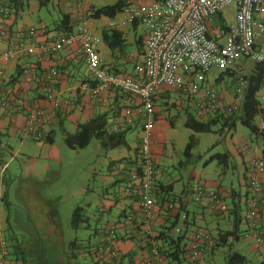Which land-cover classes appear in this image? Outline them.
<instances>
[{
	"label": "crops",
	"instance_id": "0c3cea01",
	"mask_svg": "<svg viewBox=\"0 0 264 264\" xmlns=\"http://www.w3.org/2000/svg\"><path fill=\"white\" fill-rule=\"evenodd\" d=\"M138 1L139 3H135L134 0H49L48 5L44 8L54 15V20L50 23L49 28L46 27L47 34L25 37L23 41L26 44L36 46L59 38L63 34L56 29V24L60 22L62 14H65L69 16V26L72 32L76 31L77 26L84 22L90 32L99 39L96 49L100 53L104 66L110 72L115 75L133 77L135 76L134 66L141 60L144 53L146 32L137 23L132 25L123 24L126 20L123 9L131 3L148 4L154 0ZM114 5H120L121 9L114 13L113 16L93 17L97 10ZM40 9L42 8L39 7L37 0H30L23 11L17 15L12 14L6 21L0 20V31L5 32L3 36L0 35V54L15 46L18 41L16 33L19 30L24 31L29 28H37L39 25H45L40 19L39 24H37L36 19H34L35 16L39 18ZM32 13L34 16L33 20L30 19V14ZM140 27L142 28L141 32L139 31ZM111 31L119 34V43H121L119 47H114L113 49L109 48L105 41V36ZM130 65L132 68L128 69L127 67ZM2 70L4 77L0 78V99L6 98V101L5 105L0 106V148L5 150L6 159L3 161L4 165L0 169V174L4 173L14 161L18 164L24 161L25 164H29L28 169L32 171L33 156H35L34 158H40L43 155L45 161L41 168L46 175L49 172L48 164L50 162H60V154L55 144L56 131L62 135L64 144L65 134L75 133L77 125L86 123L96 116H103L108 122L109 130L114 133V126L123 119L125 107L133 106L136 103L135 99L132 100L123 96L114 97L111 91H105L99 97H93L91 90L95 82L87 72L84 59L74 53V48H63L54 56H45V54L39 52L26 55L3 63ZM29 70H31V73L28 72ZM51 71H55L57 76L50 77ZM248 71V74H253L254 77L260 73L256 66L251 67ZM49 88L58 95L57 106L45 100V92ZM169 91L164 90L156 93L155 101L159 98H165L164 92ZM220 96L225 105L234 102L232 94L228 92L220 94ZM262 97L263 94L260 92L256 95L259 113L264 112V100ZM171 105L175 107L176 103H171ZM37 110H43V115L35 122L34 126L39 132H43L51 143H48L47 140L46 142H35L32 135L24 129L26 118L31 112L35 113ZM257 118L261 123V129L264 125L262 115L259 114ZM154 119L155 128L151 138V151L155 155L157 165L160 166L161 157H165V159L172 158L171 151L173 149L167 152L164 149L167 140H169L164 133L171 128H175V125L171 124L173 121L171 122L170 118L166 119L163 117L160 119L156 108ZM140 127L141 123H138L134 128L117 130L116 133L126 131L127 147L103 153V169L98 173L101 184L100 192L90 191V196L93 199L87 205L90 213L86 211V214L93 218L90 220L89 226L91 230H94V235L97 238L98 243L96 246L104 241L108 230H113L119 237L117 244L118 259L115 264H124L125 261H129V264H144L147 261L146 259L150 258L149 249L146 245V233L150 232L152 236L157 235L160 230L170 224L171 218L174 219L176 216H178L179 220L175 231L178 232L179 229L182 232L186 231V236L189 239L197 230H208L213 236H216L219 230H222L215 221L216 218L220 219V215L213 211L210 200L202 199L199 202L198 207L202 214H193V221L189 222L187 205L192 200L194 201L196 196L194 194L195 189L197 186H201L207 190L215 191L221 196L225 204L227 200L238 199V193L247 195L246 183L247 179L253 174L252 163L262 155V147L254 151L251 149L244 150L247 145L246 142L242 141V137L234 138V134H227L226 136L229 137L227 140L228 147L230 148L227 151L230 154V160L234 162L233 168L229 169L228 167L227 169L226 167L224 169L226 174L224 175H222L224 170L221 168L217 169L215 177L206 178V169L215 163L213 162L209 165H204L203 170L197 174H192L197 181V186L191 191V195L194 194V199L192 196L190 201L188 197H185L183 188L181 190L182 196L176 194L180 178L172 177L166 183H163L162 176L158 177V183L172 186V196H168L163 201V196L155 193L156 206L151 218L145 220L140 208V199L136 195H131V197L124 195L126 189H133L135 186L129 182V175L134 172V168L138 164ZM32 144L38 145L35 152V146ZM96 147L99 149L98 143ZM231 161L229 166L232 165ZM232 169L238 170V191H236L233 184L228 187H221L216 180L221 176L227 177ZM31 173L29 174L30 176L33 175ZM33 177L39 182L41 181V176ZM28 178L30 179V177L25 179ZM260 178L264 186V174ZM3 181V176H0V190L4 191L6 185ZM246 200L244 203H246ZM171 201L173 208L168 211L166 206ZM2 211L0 200V230L3 227L2 222H5L6 216ZM183 216L186 217V221L182 220ZM208 216L214 217V220L206 221ZM225 216L224 219L229 221L230 217L228 215ZM246 216L247 211L245 210L244 213H241V217L249 227ZM180 219L182 226L179 224ZM93 221L95 222L94 228L91 224ZM229 225L228 230H231L233 224L229 223ZM258 229L264 237V212L260 215ZM249 246L248 252L254 255L260 264H264V251H256L253 245ZM5 264H9V262L6 261Z\"/></svg>",
	"mask_w": 264,
	"mask_h": 264
},
{
	"label": "built area",
	"instance_id": "2783aa9c",
	"mask_svg": "<svg viewBox=\"0 0 264 264\" xmlns=\"http://www.w3.org/2000/svg\"><path fill=\"white\" fill-rule=\"evenodd\" d=\"M231 5L235 7V23L223 26L215 24V16L220 18V13ZM123 13L126 17L123 24L137 23L146 32L144 53L134 66L135 76L115 75L104 66L96 49L99 39L82 22L74 33L36 46L26 44L23 39L45 34L44 26L19 30L15 46L0 54V78L4 77L2 64L5 62L36 52L54 56L63 48H74V53L84 59L87 72L95 82L91 90L93 97L111 91L114 97L135 99L133 106L125 107L123 119L114 126V131L134 128L141 123L139 173L130 175V182L135 186L133 189H126L124 195L131 197L135 190L138 191L143 217L148 220L156 206L155 179L158 173L151 151V138L155 128V94L172 90L183 98H188V101L194 102L200 119L216 112L229 114L238 111L244 94L235 96L233 103L225 105L220 94L206 85V76L212 68H226L240 56L250 60L254 66L264 64V51L256 45L264 35V0H154L148 4H128ZM0 15L3 21L10 16L7 5L0 6ZM4 33L0 31L1 36ZM28 72L31 73V70ZM55 76L57 73L51 71L50 77ZM239 81L245 89L247 81L242 77ZM45 93V100L57 106L56 92L49 88ZM260 93L264 100V83ZM5 101L6 98H1L0 106L5 105ZM42 115L43 110H37L26 118L24 129L36 142L46 138L34 126ZM263 130L264 125L260 131ZM252 168L253 174L247 180L251 200L247 204L246 219L249 227L245 237L251 241L254 250L264 251V237L258 230L259 218L264 211V186L260 178L264 174V155L252 163ZM194 194L196 204L206 195L217 213L221 216L227 213L221 196L215 191L198 186ZM167 208H173L172 201L167 204ZM182 220L185 221L186 217L183 216ZM146 234L149 236L150 232ZM190 241L188 254L192 263L201 258L205 244L214 245L209 235L202 230L195 231ZM117 244L116 233L108 230L104 241L95 249V258L105 264H114L118 259ZM151 253L154 255L153 263L147 264H163L156 247L151 248ZM6 255L4 240L0 237V264H5Z\"/></svg>",
	"mask_w": 264,
	"mask_h": 264
},
{
	"label": "rangeland",
	"instance_id": "374dc122",
	"mask_svg": "<svg viewBox=\"0 0 264 264\" xmlns=\"http://www.w3.org/2000/svg\"><path fill=\"white\" fill-rule=\"evenodd\" d=\"M134 2L139 3L138 0H134ZM220 16V18L218 15L215 16V24L222 26L234 24V5L226 7L220 13ZM33 17V13L30 14V19L33 20ZM38 17L39 18L36 16L34 17L37 24H39L41 20L45 23L47 28L50 27V23L54 20V15L48 12L46 8L40 9ZM139 31H142L141 27ZM221 42L224 43L223 40ZM256 45L264 51V35L257 41ZM253 66L254 64L250 62V60L240 56L226 68H212L207 73L206 85L213 88L221 95L226 92L232 94L234 100L235 96L243 95L245 92V89L240 85L239 78L242 77L245 79L249 77L248 70ZM127 68L131 69L132 67L130 65ZM227 70L232 71L234 75L228 76L226 74ZM171 91L164 92L165 98H159L154 102V107L158 110L160 119L163 117L166 119L173 118V125H175V128H171L164 133L169 139L164 149L166 152L173 149V151H171L172 158H160L162 162L160 166L158 165L157 175L159 178L162 176L163 183H166L172 177L180 178L181 180L176 194L181 195V190L183 188V190H185V197H188L190 201L192 196L194 199V194L191 195V191L197 186V181L192 174H197L203 170L205 160L208 159V157L218 152H226L227 149H230L227 142L229 137L221 135V129H223V124L221 122L218 123L210 133H203V135H194L192 132L186 130L184 125L186 112L200 121H207V118L211 116L199 119L195 111L194 102L188 101V98H183L175 91ZM171 103H176V106H172ZM237 124L238 126L237 130L234 132V138L242 137V141L246 142L247 145L244 147V150L251 149L254 151L262 147L261 142L256 140L254 135H252L246 127L240 123ZM254 124L260 127L261 123L258 118H255ZM56 132L57 137L55 139V144L60 154V162H50L48 164L49 172L46 175L42 172L41 168V165L45 161L43 155L40 158H34L35 156H33L32 171L28 169L29 164H25L24 161L21 164L14 161L7 167V170L1 174V177L3 176L5 180L7 190L3 191L1 189L0 193L1 195L7 193L6 199L12 202L9 213L10 216H8L9 224L6 225L5 222H2L3 227L0 230L2 238L7 243L8 251L6 250V252H9V254L5 256V260L8 262H10V252L12 250L10 242H14V239L11 237L15 234L18 235L20 250H22L24 254L31 246L36 247L37 245H40L44 252H54V249L62 245L63 240L68 243L69 240H73L74 238H78V242L82 247H95L98 243L94 235V230L81 226L77 231H74L71 228V218L73 211L77 207H83L88 211L87 213H90L87 206L93 199V197L90 196V191L96 193L100 192L101 184L99 182L98 173L103 169L102 162L104 154L96 147L97 142L94 140L91 141L86 148L75 150L68 149L63 144L62 135L58 131ZM191 136H194L196 145L191 152V158L187 159L183 156V153ZM32 145L35 146V152L38 145ZM164 154L166 155L165 151ZM231 164L229 169L233 168L234 162L231 161ZM217 169H220V167L216 162L209 166L206 169V178L215 177ZM29 171L32 172V176L29 175ZM231 171L228 173L227 177L221 176L216 180L221 187H228L230 184H233L236 191H238V170L235 171L232 169ZM33 176H41V181L36 182L38 180ZM26 177H30V179H25ZM178 183L179 181L177 185ZM9 185H11V187H9ZM207 198L208 196L205 195L203 200ZM245 200L246 195L243 193L240 203L241 213H244L246 210ZM226 206L228 209L231 207L229 200L226 201ZM3 207L4 204H1L2 212L6 214ZM187 213L189 214V222H192V215L196 213L202 214V211L198 207V204L194 203L192 200V202H189L187 205ZM205 213L207 214V212ZM91 219L93 218L91 217ZM171 220L172 222L174 221L172 218ZM211 220H214V217L208 216L206 221ZM215 221L222 230H228L230 226L229 223H232L234 219L231 216L228 221L220 217V219L216 218ZM91 224L94 228L95 222L93 221ZM179 224L182 226L181 219ZM247 229L248 226L246 222L241 219L239 225V243H233L230 247L232 251L245 256L249 263L260 264L259 260L248 252V246L252 244L251 241L245 237ZM230 247L224 246L215 251L209 264H226L225 257ZM66 248L67 247L62 246V250H55V254L60 255V252L64 250L67 251ZM59 250L61 251L59 252ZM95 262L94 257L88 253L80 254L77 261L78 264H96ZM205 263L208 264L207 259ZM124 264H129V261H125Z\"/></svg>",
	"mask_w": 264,
	"mask_h": 264
},
{
	"label": "trees",
	"instance_id": "16d2710c",
	"mask_svg": "<svg viewBox=\"0 0 264 264\" xmlns=\"http://www.w3.org/2000/svg\"><path fill=\"white\" fill-rule=\"evenodd\" d=\"M28 1L30 0H0V6L4 4L7 5V7L9 8L10 16L7 18L8 20L12 14L17 15L19 12L23 11L27 6ZM37 1L39 3V7L41 8L46 7V5H48L49 2V0H37ZM120 9H121L120 5L104 7L97 10L93 14V17H100V16L111 17L113 16L114 13L118 12ZM0 20L2 21L1 15H0ZM42 26L45 27V33L47 34L46 26L45 25ZM56 29L61 34H63L60 37L74 33L72 32L69 26V16L65 14H62L60 22L56 24ZM105 41L108 47L111 49H113L114 47L115 48L119 47L121 44L119 43V34L115 31L109 32L105 36ZM256 69L260 70V73L257 76L254 77L252 74L249 77L245 78L247 84L244 92V100L238 111L231 112L229 114L216 112L213 115H209L211 117L207 118L208 119L207 121L196 120L194 117L189 115L188 112L185 111L186 114H185L184 125L186 130L192 132L194 135H203V133H210L212 129L218 123L221 122L223 124V129H221L222 131L221 135H227V134H234V132L237 130V126H238L237 123H240L244 127H246L252 135H254L256 140H259L261 142L262 155H264V130L260 131V127L254 124L255 118H257L259 114L262 115L264 122V112L259 113L258 102L256 100V95L260 92V88L264 83V64L256 65ZM226 74L228 76L234 75V73L229 70L226 71ZM156 95L157 94H155V96ZM155 96L153 98V102H155ZM172 119H170L171 122L173 121ZM173 122L171 124H173ZM76 128L77 129L75 133L65 134L64 145L68 149L75 150V149L86 148L93 140L98 143L99 149L103 153H106L111 150L115 151L127 147V142L125 139L126 131L113 133V131L109 130L108 122L103 116H96L86 123L77 125ZM126 130H128V128ZM46 140L48 143H51L48 137L42 139V141L45 142ZM0 142H1V138H0ZM195 145H196V140L194 136H191L189 138V143L187 144L183 153V156L185 158L187 159L191 158V152L194 149ZM5 155H6L5 150L0 148V169L4 165L3 161L6 159ZM230 161H231L230 154L228 151L218 152L213 156H211V158L207 159L205 165H209L213 162H216L217 165L222 170H224L226 167L228 169L230 165ZM135 173H139L138 164L135 166L134 172L130 174H135ZM224 174H226V170L223 171L222 175ZM157 178L155 179V193L160 194V196H163V201H164L168 196L171 195L172 186L164 185L163 183H158ZM129 182H130V175H129ZM3 183L5 184V180L3 181ZM246 191H247L246 192L247 200L245 203V208L247 211V204L248 201L251 200V195L248 192L247 188ZM6 194L7 193H5V195H0V200H1V204H4L3 209L6 211L5 224L7 225L9 224L8 216H10L9 213H10V207H12V202L6 199ZM238 194H239L238 199L233 198L230 200L231 207L229 209L227 208L224 201L221 199L227 209V213H225L223 216L217 213L218 215H220V217L223 218L226 217L225 215H228L229 217L231 216L233 217L234 221L232 222L233 224L232 229L219 230L216 236H213L208 230H202L209 235L210 239L214 242V245L206 246L205 244V247L201 254V258L197 262L192 263L189 259L188 248L191 244V241L186 236L187 235L186 231L182 232V230L180 231V229L178 230V232L175 231L179 220L178 216H176L174 217V221L172 222V220H170V224L166 225L162 230H160V232L157 235L146 236L147 238L146 245L148 246L149 249L150 258L148 257L146 259L147 261L144 264H147V262L153 263L152 258L154 255L151 253L152 247H156V252L163 260V264H206L205 263L206 259L209 264L215 251L219 250L221 247L224 246L230 247L231 244L233 245V243H238L240 240L239 225L242 219L240 203L243 197L241 193ZM132 195H136L137 198L139 199L137 190H135V193H133ZM212 208L214 212H217L214 207ZM166 209H168L167 206ZM86 211L87 210L83 207H77L73 211L71 218V228L74 231H77L81 226L90 229L89 223L91 217L86 214ZM0 237L2 236L0 235ZM11 238L14 239V242L13 243L10 242V244L12 245L11 246L12 250L10 252L11 259L9 264H78L77 263L78 257L82 253L83 254L88 253L91 256H93L96 261L95 262L96 264H105L101 261L96 260L95 258L94 252L97 246L82 247L81 244L78 242L79 241L78 238L69 240L68 243L63 240L62 245L54 249V252H48V251L44 252V250L41 249V246L37 245L36 247L31 246L29 250L25 251V254L22 252V250H20V241L18 235L15 234ZM151 243H154L155 246L154 245L152 246ZM4 246L5 249L8 251L7 243L5 240H4ZM62 246L67 247L66 248L67 251L64 250L60 252L62 250ZM57 249H61L59 250L60 255L55 254V250ZM8 254L9 252H7V255ZM225 263L251 264L248 262V259L245 256L241 255L238 252L232 251L231 247L229 248L228 254L225 257Z\"/></svg>",
	"mask_w": 264,
	"mask_h": 264
},
{
	"label": "clouds",
	"instance_id": "9594fccd",
	"mask_svg": "<svg viewBox=\"0 0 264 264\" xmlns=\"http://www.w3.org/2000/svg\"><path fill=\"white\" fill-rule=\"evenodd\" d=\"M199 118V117H198ZM200 119V118H199Z\"/></svg>",
	"mask_w": 264,
	"mask_h": 264
}]
</instances>
